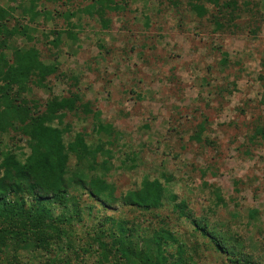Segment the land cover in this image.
I'll return each mask as SVG.
<instances>
[{"label": "rangeland", "instance_id": "obj_1", "mask_svg": "<svg viewBox=\"0 0 264 264\" xmlns=\"http://www.w3.org/2000/svg\"><path fill=\"white\" fill-rule=\"evenodd\" d=\"M31 1L0 0L1 6L16 8L6 22L10 29L30 27V36L18 35L17 44L37 47L43 60L59 67L48 78L50 88L31 85L30 97L44 103L52 95L77 92L111 125L98 135L92 116L69 112L67 139L78 131L87 132L91 143L114 135L115 168L108 180L117 186V195L137 187L145 175L162 177L165 172L173 177L171 190L187 201L196 218L208 220L216 230L225 224L218 237L228 236L229 249L263 261L264 138L260 144L248 142L255 123L264 116V82L259 79L264 21L259 0H238L249 2V8L243 10L238 28L225 31L214 30L211 17L218 7L208 0L204 3L210 13L202 18L191 11L189 0H117L125 8L106 12L107 28L96 14L81 10L92 0H37L42 12L35 19L23 12ZM255 23L260 24L257 34L250 32ZM69 29L77 33L78 42L68 37ZM58 31L61 41L55 45ZM219 48L229 53L228 65H221ZM202 122V138L193 139ZM6 141L9 147L17 144L28 150L14 132ZM132 152L139 153L140 162L126 170L121 157ZM214 186L222 189L226 206H217ZM253 207L260 210L256 223L248 217ZM155 213L122 205L102 209L104 217L132 221L126 222L129 226L159 228L165 223L188 248H195V264H230L226 255L210 246L209 238L195 236L191 223L171 205ZM76 228L78 255L69 254L70 264H95L98 254L81 247L86 240L88 245L91 228L82 224ZM111 255L107 264H125ZM44 260L39 256L35 263ZM62 260L57 264H64Z\"/></svg>", "mask_w": 264, "mask_h": 264}, {"label": "trees", "instance_id": "obj_2", "mask_svg": "<svg viewBox=\"0 0 264 264\" xmlns=\"http://www.w3.org/2000/svg\"><path fill=\"white\" fill-rule=\"evenodd\" d=\"M208 1L218 7V12L211 17L215 31L238 28L237 21L250 4H241L238 0ZM188 5L197 17L210 13L204 0H189ZM257 6L264 21V0H259ZM122 7L117 0H92L81 10L96 14L107 28L110 20L105 17L106 12ZM15 9L0 5V264H57L61 259L64 264H70L69 254L78 255L74 233L80 224L91 228L88 245L86 240L81 247L88 246V251L98 254L95 264L109 263L114 258L112 253L125 260V264H195V248H188L165 223L159 228L138 223L129 226L126 222L131 223L130 220L102 215V209L116 205L148 215L171 205L174 212L191 223L193 232L198 234L195 236L209 238L210 246L226 255L230 264H264V260L240 257L235 249H229L225 241L228 236L218 237L225 224L216 230L209 226L208 220L196 218L187 201L179 200L171 190L173 177L165 172L162 177L145 175L137 187L117 195V186L108 180L115 168L114 135L100 138L97 143H91L85 131L66 137L71 130L65 124L69 112L92 116L93 131L98 135L107 133L111 125L104 122L102 111L94 109L90 101H82L77 92L69 96L52 95L44 103L30 97L31 85L50 88L48 78L59 67L43 60L37 47L17 44L18 35L30 36V27L20 24L10 29L6 25ZM23 12L35 19L42 10L38 9L37 0H32ZM257 23L250 27V32L260 31ZM55 33L53 42L58 45L61 32ZM67 34L73 42H78L74 30H67ZM221 54V65H228L229 53L221 49ZM260 66L259 79L264 82V53ZM204 131L202 122L192 138L200 140ZM13 132L25 140L28 150L17 144L8 146L6 140ZM248 138L252 145L261 143L264 116L255 123ZM138 162V152L121 157V167L126 170L137 168ZM212 192L217 206L227 205L219 186H214ZM259 214L258 208H250V222H259ZM233 216L237 218L238 213L233 212ZM233 239L238 241V235ZM39 256L46 260L35 263Z\"/></svg>", "mask_w": 264, "mask_h": 264}]
</instances>
